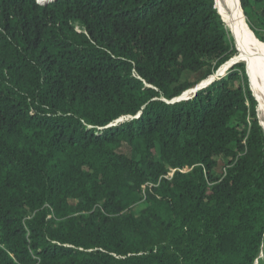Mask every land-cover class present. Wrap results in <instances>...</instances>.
Returning a JSON list of instances; mask_svg holds the SVG:
<instances>
[{
  "label": "trees",
  "instance_id": "obj_1",
  "mask_svg": "<svg viewBox=\"0 0 264 264\" xmlns=\"http://www.w3.org/2000/svg\"><path fill=\"white\" fill-rule=\"evenodd\" d=\"M240 2L264 44V0ZM238 55L216 0H0V264H255Z\"/></svg>",
  "mask_w": 264,
  "mask_h": 264
},
{
  "label": "bare ground",
  "instance_id": "obj_2",
  "mask_svg": "<svg viewBox=\"0 0 264 264\" xmlns=\"http://www.w3.org/2000/svg\"><path fill=\"white\" fill-rule=\"evenodd\" d=\"M224 3L234 12L233 16H226L224 20L228 23L233 36L238 42L241 50L239 59L246 61L251 66L257 64L260 59L264 62V44L248 28L240 0H224Z\"/></svg>",
  "mask_w": 264,
  "mask_h": 264
},
{
  "label": "rangeland",
  "instance_id": "obj_3",
  "mask_svg": "<svg viewBox=\"0 0 264 264\" xmlns=\"http://www.w3.org/2000/svg\"><path fill=\"white\" fill-rule=\"evenodd\" d=\"M41 1H48V0H41ZM216 6H217L218 10L220 11L221 15L223 16V18H225L226 16H233L234 15V12L231 11L229 9V7H227L225 5L224 0H216ZM244 15H245V13H244ZM245 20H246V24H247L248 28L252 32L253 30L249 26V21H248L246 15H245ZM226 25H227V28L230 32V37L232 38L237 49L239 50V55L237 56L239 58V56L241 54V50L238 46V42L236 41L235 37L233 36V33L230 30L227 22H226ZM252 33H254V32H252ZM254 36H256V35H254ZM238 62H243L246 65V71H247V75L249 78L250 86H251L252 91H253V93H254L257 101H258V116H259L261 125H262L263 130H264V62L260 59L258 61V63L255 64L254 66L249 65L246 61H244L242 59H240ZM140 209H141V207H138L137 210H140ZM255 264H264V241H263L261 251L259 253V256H258Z\"/></svg>",
  "mask_w": 264,
  "mask_h": 264
},
{
  "label": "water",
  "instance_id": "obj_4",
  "mask_svg": "<svg viewBox=\"0 0 264 264\" xmlns=\"http://www.w3.org/2000/svg\"><path fill=\"white\" fill-rule=\"evenodd\" d=\"M240 3H241V2H240ZM219 12H220V11H219ZM220 14H221V13H220ZM222 17H223V16H222ZM223 19H224V18H223ZM224 21H225V20H224ZM239 60H240V59H239L238 57H236L234 60H232V61L228 64V66L237 63ZM224 70H225V68L223 69L222 72H224Z\"/></svg>",
  "mask_w": 264,
  "mask_h": 264
}]
</instances>
